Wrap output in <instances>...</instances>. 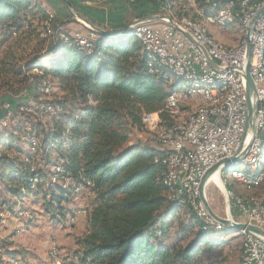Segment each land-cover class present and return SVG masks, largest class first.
<instances>
[{
  "label": "trees",
  "instance_id": "1",
  "mask_svg": "<svg viewBox=\"0 0 264 264\" xmlns=\"http://www.w3.org/2000/svg\"><path fill=\"white\" fill-rule=\"evenodd\" d=\"M145 1L169 15L174 11V0ZM175 1L182 6L194 1L205 14L230 0ZM184 13L177 15L190 18ZM72 21L53 17L40 2L0 0V87L13 95L17 84L33 93L37 110L32 117L20 113L26 104L18 105L14 113L23 120L9 134L0 131V207L14 211L24 199H41L51 218H65L66 205L82 185L94 199L87 232L78 242L79 264H203L224 243L219 236L233 230L207 224L189 204L170 202L165 150L131 140L134 130L146 128L145 116L158 114L167 131L175 126L167 102L186 89L185 82L156 67L154 56L131 31L117 37L94 32L96 39L87 49L64 33ZM22 36L34 43L24 44L30 51L25 58H20V48L9 46ZM43 56L49 57L47 63ZM35 69L42 76L33 74ZM47 78L58 81L63 97L44 104L37 100ZM48 115L51 119L44 122ZM25 136L41 139L34 155L25 152ZM11 151L17 156L11 157ZM182 211L190 216L186 225L180 220ZM176 218L181 236L167 244ZM3 247L0 264H8L3 257L16 252L5 253Z\"/></svg>",
  "mask_w": 264,
  "mask_h": 264
},
{
  "label": "rangeland",
  "instance_id": "2",
  "mask_svg": "<svg viewBox=\"0 0 264 264\" xmlns=\"http://www.w3.org/2000/svg\"><path fill=\"white\" fill-rule=\"evenodd\" d=\"M33 1L40 2V0ZM58 2L61 6H64L61 0H58ZM108 2L110 1L97 0L95 2V9H92L93 16L95 15L94 21L99 23V26L95 25L98 27L106 26L104 12H110L107 7ZM135 2L137 3L138 1L129 0V2L127 1V5L129 6V3L133 4ZM173 7L174 11H170L171 14L177 15L181 11L183 13L185 12L184 14L188 15L190 18L197 16L196 12L198 10H200L199 12L203 11V9H199L196 6L194 1H191L190 5L182 6L178 1L176 2L174 0L172 8ZM96 8H100L102 11L99 12ZM157 11V13H159L160 21L162 18L164 19L169 15L168 11H165L163 7L162 9L158 8ZM68 14L69 15L66 17L73 20L69 23L72 24V28L75 32L73 34L76 36L81 34L80 36L91 39V34L94 32L91 33L84 29L81 23L77 24L74 20L78 19L71 10H68ZM78 22L80 21L78 20ZM203 24L207 28L210 36L216 42L230 49L237 47L245 34V29L240 18L233 20L228 24L214 23V25H212L207 22H204ZM159 25L160 23L152 24V26ZM49 26H47V28ZM67 26L64 27V33L71 35L68 33L69 27ZM132 26H130L131 37H134L132 33L133 30L131 29ZM25 37L22 36L21 38L19 37V39L15 37L19 41L15 43V41L12 40L9 44V46H14V49L20 48L19 50H22L19 54L20 58H25L30 53L28 48L24 49V44H34L28 42V37H26L27 39ZM93 39H96V35ZM41 60H44L47 63L49 57L43 56ZM33 74L42 76V72L38 69H35ZM20 88V86L14 84L13 89L15 93L12 95L10 92L13 91L6 93L7 89L0 87V108L2 110L0 113V131L4 134L13 132V128L17 122L23 120V117H17V114L14 113V111L19 108H17L18 105L26 104L19 108L20 113L25 112L26 114H31L32 117H37V110L34 108L36 101L33 93H31V96L29 92L27 93ZM179 95L180 103L177 110L172 115L176 127L183 126L193 109L202 104L201 97L194 96L193 98H190L189 93H185V90H181ZM61 97H63V95L58 88V81L53 80L52 78H47L41 88L40 99L37 101L45 104L49 101L59 100ZM28 105L30 107H27ZM51 114L54 115V111H52ZM51 117L52 115L44 116V122L49 121ZM143 123L146 128L141 132L134 130L131 135L132 142H139L144 146L158 150L164 149V145L160 142V139L161 135L165 134L167 130L161 126V118L158 114L150 115L149 117L145 116ZM40 138L23 137L22 144L25 152L34 155L36 153L35 148L40 147ZM9 155L11 157L17 156L15 151L9 152ZM40 157L41 156L38 155L37 160H39ZM235 172L244 174L250 173L254 175V172L244 165L239 164L237 166L233 165V167L230 166L222 175L226 192L224 193L214 183H208L206 188V198L210 207L218 216L222 218H228L230 216V218L236 222L249 223L248 217L238 204V200L241 201L242 204L244 203L248 206L262 204L264 202V181L258 186L245 185L233 177ZM93 199L94 194L88 189L83 188L79 193L75 191L73 200L70 204H67L65 208L67 216L65 218L58 216L56 219L51 218L45 213L42 208L43 204L41 199H39L40 203H36L37 201H34V198L24 199L23 201L18 202V206H16L14 211L4 208L2 209L0 207V244L5 245V247H3L5 253L16 252L14 257H10L6 254V256L3 257V260H6L8 264H79L77 257V252L79 250L78 242L87 232L88 218L93 207ZM180 217L181 222L185 225L190 221L189 214H186L184 211L180 213ZM172 220L175 227L168 240H166L167 244L176 242L181 236L177 229L179 219L176 218ZM235 232L233 231L232 233L220 235L219 241L224 243L216 250H211V252L204 257L203 264H241L246 233L239 231L238 233ZM192 239L193 238L189 241ZM203 248L205 249L206 247L204 246Z\"/></svg>",
  "mask_w": 264,
  "mask_h": 264
},
{
  "label": "built area",
  "instance_id": "3",
  "mask_svg": "<svg viewBox=\"0 0 264 264\" xmlns=\"http://www.w3.org/2000/svg\"><path fill=\"white\" fill-rule=\"evenodd\" d=\"M159 3L161 0H149ZM242 2V13L249 14V24L263 7L264 0H230ZM231 9V8H227ZM200 11V10H198ZM131 28H144L147 37V48L167 53V59L180 68H192L204 71L205 74L226 77L232 86V99L221 107L209 110V115L193 122L192 130H172L161 135L165 157L162 162L172 161V173L182 178L183 190L180 199L194 195L196 208L205 215L209 224L219 225L208 215L200 197H195V187H200L203 176L217 163L235 156L248 142L244 136L247 124V93L244 70L247 62V51L241 55H215L212 49L203 48L192 29H182L174 25H165L163 18L159 26L149 23H138ZM95 38V34H91ZM66 38V37H63ZM264 39V13L257 20L252 33V59L250 73L257 89L259 109L257 113V133L254 142L245 157L255 152L258 143L264 139V67H260L262 40ZM84 43V36H81ZM210 61H213V66ZM217 90H213L214 93ZM206 93V94H211ZM205 94V95H206ZM178 95H172V106ZM188 161H195L194 180H187L186 166ZM84 186L81 185V191ZM169 201L175 204V200ZM241 210L248 217L249 223L264 228V207L248 206L238 200ZM249 235L248 257L244 264H264V240Z\"/></svg>",
  "mask_w": 264,
  "mask_h": 264
},
{
  "label": "bare ground",
  "instance_id": "4",
  "mask_svg": "<svg viewBox=\"0 0 264 264\" xmlns=\"http://www.w3.org/2000/svg\"><path fill=\"white\" fill-rule=\"evenodd\" d=\"M161 2L163 1L162 0L159 1V3ZM166 2L170 4L171 0H166ZM227 8H231V9H227ZM235 9L236 10L238 9L239 12H236ZM205 14L203 12H197L199 18L195 20L188 18L186 16L170 14L171 16L168 15L163 20L165 22V25H174V23H176L177 26L174 25L176 27L182 29H192L195 36L203 42V48L212 49V52L215 55H241L243 53H246L248 48L246 35L249 27V14L242 13V2L229 1L227 6L222 8H217L213 10V12L205 13ZM238 18H240V20L243 23L245 34L243 39L240 41V44L237 47L231 49L216 42L210 36L207 28L203 24L204 22H207L212 25H214V23L228 24ZM131 29L133 30L132 33L135 39L137 38L145 47L146 51H148L150 54L154 56L155 58L154 63L156 67L165 68L171 71V73L176 78L181 79L183 82H185L186 84L185 93L188 92L190 98H193L194 96H199L202 99V104H200L199 106L193 109L187 121L183 124V126L181 127L174 126L171 130H168L167 132L172 130H182L183 128H185V130H192L194 120L208 116L209 110H214L216 108H219L227 100L232 99V86L230 83L227 82L226 77L208 75L205 74L204 71H195L192 68H180L177 64H173V61L167 59V53L158 52L155 48H147V37L146 35H144V28H131ZM74 38L79 46H83L87 49H90L89 42L94 40L93 37L91 39L84 38V43H81L80 35H77ZM65 40L68 41L67 38H65ZM262 53L264 55V39L262 40ZM260 67H264V56H260ZM213 90H217V91L211 93L213 92ZM206 93H211V94H206ZM173 95H178L177 100L174 101V107H171L172 96L168 99L167 107H166V109L169 111L171 115L174 114L180 103L179 92H176ZM250 139H251V133L248 135L246 141L249 142ZM164 163L168 167V171L164 176V182L166 185L170 187V194H169L170 199L175 200L181 206L189 204L194 208L198 216L204 222L209 224L205 215L200 214L198 212V209L196 208L194 195H187L186 197H184V199H180L181 191L183 190L182 178H177V173H172V161H165ZM239 164L248 167L250 170L254 172V175L250 173L244 174V173L235 172L233 177L236 180H238L239 182L245 185L258 186L262 184V182L264 181V139H261V141L258 143V148L255 152H251L249 157H244L242 160L235 162L233 165L237 166ZM233 165L231 167H233ZM194 174H195V161H188L186 166L187 180H194ZM208 183H214L220 190H222L225 193L224 182L219 172L211 175V177L208 180ZM199 189L200 187H195V197H200ZM76 192L77 193L81 192V187L77 188ZM260 205H256V206H260ZM214 226H216L219 229L222 228L220 225H214ZM248 244H249V235L246 233L241 264H244L248 257Z\"/></svg>",
  "mask_w": 264,
  "mask_h": 264
},
{
  "label": "water",
  "instance_id": "5",
  "mask_svg": "<svg viewBox=\"0 0 264 264\" xmlns=\"http://www.w3.org/2000/svg\"><path fill=\"white\" fill-rule=\"evenodd\" d=\"M67 5L71 8V10L77 15V17L83 21H85L77 12L71 1L69 0H64ZM264 13V5L263 7L258 11V13L255 15V17L252 19V21L249 24L248 27V32L246 35V39L248 42V48H247V62H246V68L244 70V78L246 82V93H247V111H248V116H247V124H246V134L244 138L246 139L248 135L251 133V139L248 142V144L243 147L235 156L232 158H227L222 160L221 162L217 163L215 166H213L210 170L207 171V173L203 176L201 182H200V200L203 203L208 215L210 218L219 224L221 227L233 230V231H239L247 234H252L256 237H259L264 240V229L253 225L251 223H241V222H236L230 216L228 218H222L218 216L210 207L207 198H206V188L208 184V180L213 175L214 173L219 172L220 176L222 178V175L225 173L226 169L230 166H232L235 162L242 160L249 152L254 139L256 137L257 133V113L259 109V102L257 99V89L254 83V80L251 76L250 73V66H251V59H252V43H251V33L252 30L257 22V20L263 15ZM150 22L147 19L143 20H137L134 22L132 25H136L138 23H147ZM174 25L177 26L176 23ZM102 34H106L109 36H121L124 34H127L130 32V26L126 27L123 31L119 33H110V32H105V31H100ZM211 64L214 66L215 63L213 61H210ZM226 192V190H225Z\"/></svg>",
  "mask_w": 264,
  "mask_h": 264
},
{
  "label": "crops",
  "instance_id": "6",
  "mask_svg": "<svg viewBox=\"0 0 264 264\" xmlns=\"http://www.w3.org/2000/svg\"><path fill=\"white\" fill-rule=\"evenodd\" d=\"M64 1V0H63ZM77 10L78 14L85 20H81L77 17V15L71 10V8L67 5L61 6L58 0H40L42 6L55 18H66L68 14V10H71L77 17L76 20L77 24L81 23L84 29L88 30L89 32H96L101 33L100 31L114 33L116 31H123L126 27L132 26L134 22L137 20L147 19L150 25L161 23L159 19V13H157L158 8L145 0H137L136 3H129L127 5L126 0H109L110 2L107 3V7L109 11L104 12V18L106 20L105 27H98L99 23L94 21V16L92 13V9H95V2L97 0H69ZM97 9V8H96ZM100 9V8H99ZM97 9L99 12L102 10ZM103 13V12H102ZM65 16V17H64ZM103 18V19H104ZM98 26H96V25ZM69 32L73 37L74 30L72 28V24H69ZM91 27V28H90ZM65 31V29H63ZM78 34V33H77ZM81 35V34H79Z\"/></svg>",
  "mask_w": 264,
  "mask_h": 264
}]
</instances>
